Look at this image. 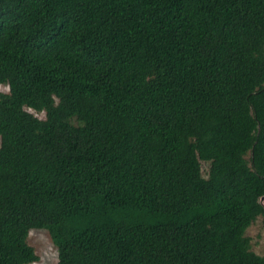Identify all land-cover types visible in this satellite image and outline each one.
<instances>
[{
    "label": "trees",
    "instance_id": "obj_1",
    "mask_svg": "<svg viewBox=\"0 0 264 264\" xmlns=\"http://www.w3.org/2000/svg\"><path fill=\"white\" fill-rule=\"evenodd\" d=\"M0 86V264H264V0H0Z\"/></svg>",
    "mask_w": 264,
    "mask_h": 264
},
{
    "label": "rangeland",
    "instance_id": "obj_2",
    "mask_svg": "<svg viewBox=\"0 0 264 264\" xmlns=\"http://www.w3.org/2000/svg\"><path fill=\"white\" fill-rule=\"evenodd\" d=\"M6 86H0V93H7ZM37 118L44 119V114H36L32 111ZM208 164L201 162L202 173L205 174ZM264 207V200H260ZM246 237L250 240L251 249L258 255H264V222L263 218L259 217L256 221L246 230ZM27 243L31 246L35 254L39 258L38 264H57V250L54 247L50 235L46 230L35 229L31 230L28 235Z\"/></svg>",
    "mask_w": 264,
    "mask_h": 264
},
{
    "label": "water",
    "instance_id": "obj_3",
    "mask_svg": "<svg viewBox=\"0 0 264 264\" xmlns=\"http://www.w3.org/2000/svg\"><path fill=\"white\" fill-rule=\"evenodd\" d=\"M261 200H264V197H262Z\"/></svg>",
    "mask_w": 264,
    "mask_h": 264
}]
</instances>
